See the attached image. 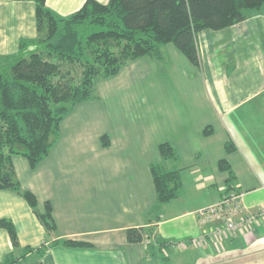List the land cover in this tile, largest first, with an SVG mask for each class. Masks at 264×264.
<instances>
[{
  "label": "crops",
  "instance_id": "obj_1",
  "mask_svg": "<svg viewBox=\"0 0 264 264\" xmlns=\"http://www.w3.org/2000/svg\"><path fill=\"white\" fill-rule=\"evenodd\" d=\"M84 2L46 0V5L67 16ZM36 35L33 1L0 0V57H5L0 66L9 67L20 55V41ZM196 44L200 65L171 44L163 46L159 58L143 56L126 64V89L151 73L155 78L154 97H138V114L129 116L138 128L130 127L128 117L126 127L104 133L93 127L97 120L77 114L83 102L61 121L58 139L36 166L12 157L21 187L35 194L40 209L50 202L56 230L46 231L18 193L0 189V219L12 221L19 243L14 249L0 228V264L10 253L20 256L16 264H264V214L251 227L220 237L215 231L221 222L201 224L196 213L225 192L227 173L217 166L222 157L243 193L240 213L264 208V11L220 30H201ZM102 116L108 120L109 113ZM206 127L212 130L204 132ZM228 141L234 148L227 157ZM162 142L178 153L171 167L181 169L183 192L154 211L149 165L162 161ZM212 150L218 154H203ZM196 193L199 202L184 203ZM140 226L150 228L151 236L128 242L126 229ZM198 235L207 241L180 249L170 244ZM61 238L92 246L50 245ZM42 244L48 248L39 253ZM26 247L32 250L25 252Z\"/></svg>",
  "mask_w": 264,
  "mask_h": 264
},
{
  "label": "trees",
  "instance_id": "obj_2",
  "mask_svg": "<svg viewBox=\"0 0 264 264\" xmlns=\"http://www.w3.org/2000/svg\"><path fill=\"white\" fill-rule=\"evenodd\" d=\"M35 3L37 35L20 41V55L0 72V189H10L24 198L48 232L56 222L48 200L39 208L35 194L23 189L12 164L15 155L26 158L31 167L44 159L60 135L64 117L80 103L95 97L94 83L116 75L127 63L143 56L159 58L163 46L171 44L187 59L200 65L196 34L204 29L220 30L264 11V0H85L67 16H59L46 5ZM28 51L27 55H21ZM5 57H0V60ZM212 129L206 127L204 132ZM108 135L101 136L103 146ZM226 142V151L233 150ZM161 162L149 171L155 191L154 211L183 192L180 168H167L178 153L168 142L158 145ZM218 167L227 172L225 192L236 190L234 173L225 158ZM0 228L18 248L12 221L0 219ZM130 243L151 236L150 228L129 227ZM158 240V239H157ZM67 248H88V241L61 238L50 242ZM48 248L42 244L37 251ZM29 247L25 252L30 251ZM20 256L10 253L1 264H16Z\"/></svg>",
  "mask_w": 264,
  "mask_h": 264
},
{
  "label": "rangeland",
  "instance_id": "obj_3",
  "mask_svg": "<svg viewBox=\"0 0 264 264\" xmlns=\"http://www.w3.org/2000/svg\"><path fill=\"white\" fill-rule=\"evenodd\" d=\"M27 54L28 51L22 53L21 55ZM122 68L119 71L120 73L118 72L114 76L95 80L94 94L96 98L89 100L84 104H81V106H79L81 112H77V114L81 113L80 118L83 117L84 114H86L91 116L94 120H97L96 123H93V127L102 129L104 133L106 132L107 134L108 129L126 127V124L129 122L131 123L130 127L138 128L139 123H136V121L133 120V117H129L133 116L135 113L138 114L139 103L137 98L141 96L143 97L145 95L147 97H154L155 86L154 84H152L153 80L155 79L154 73H151V77H148L147 80L142 79L141 81H132L129 88L126 89V65H124ZM0 72L8 73L9 67L0 66ZM126 96L130 97V100H128L127 102ZM97 113L101 114L96 116ZM108 113L109 117L107 120V118L103 117L102 114L107 115ZM128 117L130 118V120H128L129 122L127 121V119H129ZM231 152V150L229 152L226 151V156L228 157V154ZM203 154H210L211 157H213L216 156L218 152L212 150L204 152ZM220 159H218V161ZM171 165L172 161L169 160L168 162H166L167 168H172ZM218 170L224 172L219 167ZM192 195L194 197H187L188 199L184 201L185 204L189 205L191 203L200 201L199 193Z\"/></svg>",
  "mask_w": 264,
  "mask_h": 264
},
{
  "label": "built area",
  "instance_id": "obj_4",
  "mask_svg": "<svg viewBox=\"0 0 264 264\" xmlns=\"http://www.w3.org/2000/svg\"><path fill=\"white\" fill-rule=\"evenodd\" d=\"M242 192L238 190H231L224 192L221 198L206 207L200 208L196 211L200 223L205 224L212 221L221 222V226L216 228V234H233L239 229L251 227L259 221V217L264 214V208H261L257 213H250L242 215L241 212V196ZM207 241L205 235H198L188 239H181L170 242L176 248H185L188 245H200ZM148 240L145 241L147 245Z\"/></svg>",
  "mask_w": 264,
  "mask_h": 264
}]
</instances>
